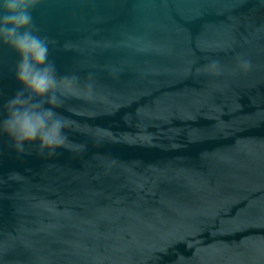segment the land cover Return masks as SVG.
Masks as SVG:
<instances>
[{"label": "water", "instance_id": "obj_1", "mask_svg": "<svg viewBox=\"0 0 264 264\" xmlns=\"http://www.w3.org/2000/svg\"><path fill=\"white\" fill-rule=\"evenodd\" d=\"M71 146L0 135V264H264V0H42ZM250 67L238 68L239 59ZM0 45V105L20 87ZM210 59L219 74L197 73Z\"/></svg>", "mask_w": 264, "mask_h": 264}, {"label": "clouds", "instance_id": "obj_2", "mask_svg": "<svg viewBox=\"0 0 264 264\" xmlns=\"http://www.w3.org/2000/svg\"><path fill=\"white\" fill-rule=\"evenodd\" d=\"M42 0H0V45L10 48L18 57L14 79L19 88L0 105V135H6L18 154L53 155L69 148L68 131L72 121L58 111L70 98L93 100L94 84L83 87L75 75L60 76L48 59L51 41L39 34L33 22V9ZM250 62L239 59L238 68L246 71ZM219 61L210 59L196 69L197 73L219 74Z\"/></svg>", "mask_w": 264, "mask_h": 264}]
</instances>
